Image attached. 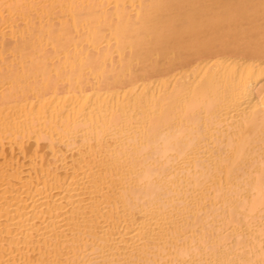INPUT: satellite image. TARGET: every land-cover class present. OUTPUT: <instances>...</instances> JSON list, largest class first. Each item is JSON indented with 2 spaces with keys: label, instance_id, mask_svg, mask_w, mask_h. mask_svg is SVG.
<instances>
[{
  "label": "bare ground",
  "instance_id": "6f19581e",
  "mask_svg": "<svg viewBox=\"0 0 264 264\" xmlns=\"http://www.w3.org/2000/svg\"><path fill=\"white\" fill-rule=\"evenodd\" d=\"M0 264H264V0H0Z\"/></svg>",
  "mask_w": 264,
  "mask_h": 264
}]
</instances>
